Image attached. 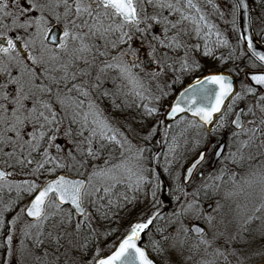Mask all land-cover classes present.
I'll use <instances>...</instances> for the list:
<instances>
[{"label":"snow or ice","instance_id":"obj_1","mask_svg":"<svg viewBox=\"0 0 264 264\" xmlns=\"http://www.w3.org/2000/svg\"><path fill=\"white\" fill-rule=\"evenodd\" d=\"M201 56L227 72L161 111ZM142 234L160 264H264V0H0V264H157Z\"/></svg>","mask_w":264,"mask_h":264},{"label":"rangeland","instance_id":"obj_2","mask_svg":"<svg viewBox=\"0 0 264 264\" xmlns=\"http://www.w3.org/2000/svg\"><path fill=\"white\" fill-rule=\"evenodd\" d=\"M217 3L223 4L225 2V0H216ZM208 11L210 12L211 9L209 8ZM210 19L215 22L218 26V28L220 29V31L222 33H224L225 35H228L232 42L235 43L236 37L238 35H240L239 30L236 33H232L231 32V25L227 24L225 21L219 19L218 16H211ZM216 55H219V52H216ZM201 59V63L204 66L203 67V72H196L190 76H186L183 79V82L181 84H177L175 87V90L171 92V95L169 97H167L162 104V108L161 111H164L166 108H168V105L171 103V101L173 100V98L175 97V95L177 94V92L182 89L183 87H185L188 83H190L191 81H193L194 79H197L198 77H201L203 74H207L209 71H221V72H227V68L224 65H221L218 61H215L212 58H203L202 56L200 57ZM227 67H231V65H228ZM238 86V84H237ZM186 120H188L186 118ZM173 128H175V123L172 125ZM195 130H193V135H194ZM219 136L221 137L222 140H224L226 142L227 140V134L226 133H221L219 134ZM157 140H160V146L156 149L157 153L160 154L161 156V164H163V155L162 153L164 151H166V146L164 144V141L162 139V137L157 136L156 137ZM217 139V137H212V140ZM155 143V141H154ZM189 148L192 147L191 143L188 145ZM204 146L202 145V148ZM210 160L211 158L209 157V164H210ZM209 164L205 165L204 169H201L202 172H214L218 167L219 164H216V167L214 168L213 171H210L209 168ZM160 177H161V181L163 184H168L170 183V178L168 177V175L166 173H164L163 168H161L160 170ZM229 186H225V188H222L221 191L219 193H215V192H209V194L207 195V197H204L203 193L201 194V202H202V206L208 211L209 214L212 215H217V218L219 219L220 216H227L230 213V208H235V203L233 202V200H225L224 197V192L226 190V188ZM5 195H7V193H5ZM167 199V198H165ZM239 199V198H237ZM217 201H219V203L222 205L221 208V212L219 214H217L216 212L213 211V209L216 207V203ZM165 211H170V208L165 209ZM135 219V215L132 216H128L125 215L124 219L120 222L119 225L117 224H112L113 228H118V231L109 239L108 243H112L113 241H118L120 236L123 234L124 229L127 227V224L129 222V220H133ZM162 223V222H160ZM150 235H144L143 239H144V244H146V246H148V248L151 250V253L153 254L157 264H160V258L157 257L156 253L152 250L151 246L149 245V239H150Z\"/></svg>","mask_w":264,"mask_h":264},{"label":"water","instance_id":"obj_3","mask_svg":"<svg viewBox=\"0 0 264 264\" xmlns=\"http://www.w3.org/2000/svg\"><path fill=\"white\" fill-rule=\"evenodd\" d=\"M238 33H240L241 34V30H239V32ZM57 34H59V33H57ZM258 50H260L259 48H258ZM231 78V77H230ZM195 82V80L193 81V82H191V83H189L188 85H186L184 88H186V87H190L191 86V84L192 83H194ZM184 88H182L177 94H176V96H175V98H173V100L171 101V103H174L175 102V99L178 97V95H179V93L181 92V91H183L184 90ZM170 103V104H171ZM167 109V108H166ZM182 117H186V118H188V119H192V117H191V114L190 113H181L180 114ZM177 119H179V117H177ZM175 121H166V123H168V124H173ZM223 142H225V141H223ZM211 158V157H210ZM216 164L217 163H213L212 162V160H211V162H210V166H209V168L208 169H210V171H213L214 170V168L216 167ZM143 236H144V234H142V239L140 240V241H138V246H140V247H142L143 248Z\"/></svg>","mask_w":264,"mask_h":264},{"label":"trees","instance_id":"obj_4","mask_svg":"<svg viewBox=\"0 0 264 264\" xmlns=\"http://www.w3.org/2000/svg\"><path fill=\"white\" fill-rule=\"evenodd\" d=\"M237 84H238V82H237ZM219 139L221 140V137H220V136H219ZM145 248H146V250H147V253H148L149 257H150L151 259L155 260L153 254L151 253V250L148 248V246H146V244H145ZM155 261H156V260H155Z\"/></svg>","mask_w":264,"mask_h":264}]
</instances>
